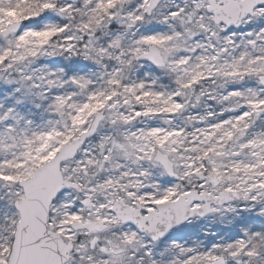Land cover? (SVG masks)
Returning a JSON list of instances; mask_svg holds the SVG:
<instances>
[{
	"label": "rangeland",
	"instance_id": "obj_1",
	"mask_svg": "<svg viewBox=\"0 0 264 264\" xmlns=\"http://www.w3.org/2000/svg\"><path fill=\"white\" fill-rule=\"evenodd\" d=\"M118 1L45 0L36 16L47 9L48 19L10 35L24 12L0 8V264L19 220L18 182L97 112V134L63 166L82 192L51 205L49 227L75 248L67 264H264V6L226 29L206 0H163L150 16L148 0ZM108 18L118 28L99 34ZM152 44L164 68L136 60ZM158 150L178 182L155 162ZM191 187L235 199L158 242L115 224L117 199L154 207ZM95 220L109 227H72Z\"/></svg>",
	"mask_w": 264,
	"mask_h": 264
},
{
	"label": "water",
	"instance_id": "obj_2",
	"mask_svg": "<svg viewBox=\"0 0 264 264\" xmlns=\"http://www.w3.org/2000/svg\"><path fill=\"white\" fill-rule=\"evenodd\" d=\"M162 1L149 0L146 14L151 15ZM261 4L264 5V0H207V11L214 16V23L223 24L227 28H238L242 21L249 15H253L254 9ZM22 28L21 23L12 24L4 34L10 35L11 32H18ZM147 51L139 57V60L145 59L158 67L165 66L161 51L155 45L150 46ZM102 117V113H97L90 130L64 145L57 155L39 166L28 180L19 182V186L24 190V198L14 203L20 219L15 226L7 264H65L70 260V253L74 249L72 243L66 242L60 234L49 228L51 204L62 190L72 187L80 190L76 183L64 179L61 166L63 162L74 158L87 139L97 132ZM154 159L161 164L171 178L176 177L173 162L169 156L158 151ZM231 200L225 192L219 196L207 193L198 196V192L194 190L175 201L159 204V211H149V215L143 220L138 217L139 208L131 209L123 201H116L113 211L124 223L138 225L141 231L153 240H159L167 237L174 227L210 211L202 212L199 208L190 209L193 202L205 201L206 204L203 207H207L213 203L224 205ZM146 222L150 223L149 226L145 224ZM73 227L81 230L86 228L89 232H93L103 231L107 226L103 222L95 221L74 223Z\"/></svg>",
	"mask_w": 264,
	"mask_h": 264
},
{
	"label": "trees",
	"instance_id": "obj_3",
	"mask_svg": "<svg viewBox=\"0 0 264 264\" xmlns=\"http://www.w3.org/2000/svg\"><path fill=\"white\" fill-rule=\"evenodd\" d=\"M45 0H0V8H4L5 6L8 7H17L19 5V10H23L24 14L21 15L19 21H21V23L23 22V24H26L27 26L29 25H33L34 23H38L39 22H43L44 19H48V16L50 15V13L48 12L49 10H45L43 13H40V17L38 18L36 15V12H40L41 10L44 9V4H42V2H44ZM129 0H125V2L121 3V4H126ZM118 2H121V0H119ZM118 2H114V4H118ZM34 14V15H33ZM100 14V11H99ZM86 17V15L84 14L83 17ZM113 18H108L109 22L107 24L104 25V31L103 32H99V34L107 32L108 30H115L117 29V25L115 24L114 20H111ZM252 78V77H251ZM250 78V79H251ZM259 79H261V83H262V76L259 77ZM60 118V120L66 121L67 120V116L63 113L60 112L58 119ZM67 132V130H66ZM1 202V201H0ZM1 206V204H0Z\"/></svg>",
	"mask_w": 264,
	"mask_h": 264
},
{
	"label": "flooded vegetation",
	"instance_id": "obj_4",
	"mask_svg": "<svg viewBox=\"0 0 264 264\" xmlns=\"http://www.w3.org/2000/svg\"><path fill=\"white\" fill-rule=\"evenodd\" d=\"M198 178H200V179H202V180H204L205 178H204V175L201 173V174H198ZM180 180V178H179V175H177L176 176V179H172V182H178ZM196 188L195 187H191V189H189L188 191H186V192H191V190H195ZM200 193H202V192H207V191H205V190H201V189H197ZM186 192H184V193H186ZM208 193H210V192H208ZM182 194V193H181ZM218 194V193H217ZM231 197L233 198V196L231 195ZM178 198V196L175 198V199H177ZM175 199H172V200H175ZM234 199L235 198H233V202H234ZM122 201H124V203H128L130 206H131V208L132 209H134V210H136V209H138L139 208V211H138V217L140 218V220H143V219H145L147 216H148V212L147 211H149V210H151V211H158V206H159V204H162V203H164V202H159L156 206H148V207H146L145 205H143V204H141V203H138V204H133V203H130V202H128V201H126V200H124V199H121ZM170 202V201H169ZM115 204L116 203H114L113 204V206H112V209H111V211H112V213L113 214H115V212L113 211V208H114V206H115ZM203 202H195L194 204H192V206H191V209L192 208H199V209H201V211L203 212V211H206V210H211L210 209V207H203ZM223 207V206H222ZM220 207H216V208H214L213 209V212L211 213V214H213V213H216L217 211H218V209H219ZM210 215V214H209ZM208 216V215H207ZM115 217H116V221H115V224L117 225H121V226H128V225H132V226H134V227H136L137 228V226L136 225H134V224H131V223H128V224H123V222L122 221H119L118 220V215L117 214H115ZM206 217V216H205ZM203 217H196V218H193V219H202ZM192 221V220H191ZM104 223H106L105 221H104ZM188 223V222H187ZM187 223H185V224H187ZM147 226H149V224H148V222H146L145 223ZM185 224H183V225H185ZM105 225H107V226H109L108 225V223H106ZM182 225V226H183ZM182 226H180V227H178V228H182ZM137 230H138V228H137ZM104 231V230H103ZM103 231H101L102 233H103ZM139 231V230H138ZM88 235H90V234H96V233H101V232H87V231H85ZM140 232V231H139ZM141 233V232H140ZM216 262H218L219 264H224L223 263V260L222 259H215V261H213V262H211V263H216ZM206 263V262H205Z\"/></svg>",
	"mask_w": 264,
	"mask_h": 264
}]
</instances>
